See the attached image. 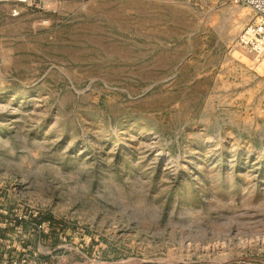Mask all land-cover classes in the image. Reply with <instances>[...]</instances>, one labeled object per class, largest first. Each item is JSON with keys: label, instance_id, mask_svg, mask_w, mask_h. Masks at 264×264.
Masks as SVG:
<instances>
[{"label": "rangeland", "instance_id": "1", "mask_svg": "<svg viewBox=\"0 0 264 264\" xmlns=\"http://www.w3.org/2000/svg\"><path fill=\"white\" fill-rule=\"evenodd\" d=\"M252 20L225 0H0V256L264 264Z\"/></svg>", "mask_w": 264, "mask_h": 264}, {"label": "built area", "instance_id": "2", "mask_svg": "<svg viewBox=\"0 0 264 264\" xmlns=\"http://www.w3.org/2000/svg\"><path fill=\"white\" fill-rule=\"evenodd\" d=\"M183 1L189 7H196L203 4V0ZM10 2L27 9L42 10L46 3H48V0H10ZM225 2L233 8H243L250 12L253 20L244 27L238 37L237 43L252 58L254 63L264 62V0H225ZM0 222V229L2 230H8V227H11V223L6 219ZM16 225L21 226V223H17ZM34 228H30V233L34 231ZM16 230H20V228ZM15 235L20 236L21 233L17 232ZM14 238L19 239L16 236ZM4 241L8 243L9 240L2 234L0 236V243ZM28 252H30V248H24L23 241L19 239L16 250L18 257L8 258L6 255L0 256V261L2 264H20L23 261L22 258L26 259V253ZM32 255L35 257L31 252L30 260L26 259L29 264L34 262Z\"/></svg>", "mask_w": 264, "mask_h": 264}]
</instances>
